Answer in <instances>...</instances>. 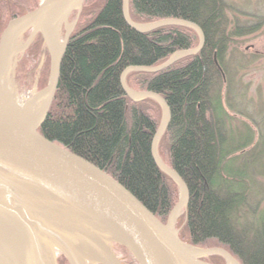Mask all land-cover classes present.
I'll list each match as a JSON object with an SVG mask.
<instances>
[{"label":"trees","instance_id":"16d2710c","mask_svg":"<svg viewBox=\"0 0 264 264\" xmlns=\"http://www.w3.org/2000/svg\"><path fill=\"white\" fill-rule=\"evenodd\" d=\"M38 4L0 0V35L11 19ZM230 12L225 0H129L134 23L188 21L201 29L205 42L199 53L162 72L129 73L126 83L160 95L170 110L158 155L188 190L181 241L222 248L240 264H264V136L243 123L245 129H239L228 113L238 104L230 53L235 40L253 28L232 22ZM197 45L196 33L185 27L146 34L132 30L123 19L122 0H85L61 60L48 116L38 129L113 177L163 224L178 188L150 152L162 110L151 99L132 102L123 93L120 75L131 66H159L173 53ZM42 54L49 64L37 35L27 55L35 62ZM42 73L44 85L48 66ZM57 264L68 263L59 255Z\"/></svg>","mask_w":264,"mask_h":264},{"label":"water","instance_id":"95a60500","mask_svg":"<svg viewBox=\"0 0 264 264\" xmlns=\"http://www.w3.org/2000/svg\"><path fill=\"white\" fill-rule=\"evenodd\" d=\"M84 1L42 0L34 10L11 19L0 35V264H57L56 255L68 264H122L113 244L124 247L137 264H212L204 261L209 256L221 257L224 264H240L222 248L203 249L179 238L176 223L187 206L188 190L158 155L170 110L160 95L134 92L126 85L129 73L162 72L199 53L205 38L196 24L175 19L137 24L130 19L129 0H122L123 19L132 30L146 34L168 26L185 27L199 41L196 48L177 51L159 66H131L120 75L123 93L132 102L151 99L162 110L150 152L157 168L179 189L178 202L164 224L113 177L38 132L53 102L61 60ZM73 13L76 20L69 24ZM56 14L59 30L64 29L61 50L49 33ZM26 32V42L19 45ZM37 35L49 55L50 74L46 87L34 91V99L44 98V104L32 114L21 112L1 84Z\"/></svg>","mask_w":264,"mask_h":264},{"label":"rangeland","instance_id":"374dc122","mask_svg":"<svg viewBox=\"0 0 264 264\" xmlns=\"http://www.w3.org/2000/svg\"><path fill=\"white\" fill-rule=\"evenodd\" d=\"M41 1L42 0H39V3ZM225 2L229 7H231V12L228 14V16L232 22H236L242 27L253 28L247 34L235 40V44L233 45L232 51L230 53V59L232 58V60H230V74L232 79L236 81V90L234 92V96L237 98L235 101L238 104H236V110L232 111L228 109V113L237 120L236 124L239 126V129H245L244 126H242L243 123L245 126L249 127V129L255 132L256 135L263 133L264 136V0H225ZM75 20L76 13H73L69 18V24L74 23ZM28 36L29 32L23 34L18 40V44L23 45L26 42ZM59 37L60 40L63 41V28L59 32ZM36 39L37 36L34 38L32 43ZM28 49L25 51V53L19 55L16 58V67L13 68L8 76V79L13 84V91L19 98L26 96L33 91H40L44 89L47 85L50 74V62L47 64L48 59L46 56L42 54L40 59L34 62L27 55ZM19 63H24L23 65L25 66L21 68ZM18 64L19 67L17 68ZM47 66V81L43 85L44 76L42 71L43 69L46 70ZM127 87L134 92H142L132 89L128 85ZM178 199L179 189L177 202ZM181 215L179 216L176 223V230L179 232L183 227V223H180ZM112 250L122 264H137L130 254L124 251L122 246L113 244ZM56 256L58 257L59 255ZM206 259H209L210 262H213L212 264H224L223 259L219 256H209Z\"/></svg>","mask_w":264,"mask_h":264},{"label":"bare ground","instance_id":"6f19581e","mask_svg":"<svg viewBox=\"0 0 264 264\" xmlns=\"http://www.w3.org/2000/svg\"><path fill=\"white\" fill-rule=\"evenodd\" d=\"M58 14L53 15L52 17V25L50 26V38L57 50H61L63 46V41L60 40L59 37V18ZM1 89L5 93V95L12 100V102L16 105V107L21 111V112H31L32 114H35L38 112L39 109L42 108L44 104V98H38L34 99V91L31 92L30 94H27L26 96H23L19 98L15 92L13 91V84L12 82L8 79V77H4L2 79V84H1Z\"/></svg>","mask_w":264,"mask_h":264}]
</instances>
